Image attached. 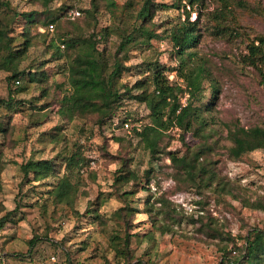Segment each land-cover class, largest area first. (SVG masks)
Returning <instances> with one entry per match:
<instances>
[{"label": "rangeland", "instance_id": "obj_1", "mask_svg": "<svg viewBox=\"0 0 264 264\" xmlns=\"http://www.w3.org/2000/svg\"><path fill=\"white\" fill-rule=\"evenodd\" d=\"M143 4L144 19L137 16ZM31 12L39 22L29 26L22 14ZM187 14L200 35L193 59L184 60L202 68L204 99L197 102L178 75L170 37ZM52 15L60 21L44 25ZM0 19L12 20L4 30L14 50L23 36L31 39L18 67L41 74L8 82L0 69V99L8 102L0 107V219L9 214L0 228V264H127L114 249L115 234L128 236L131 264H226L224 257L242 258L245 237L264 234V148L239 158L230 153L232 131L264 128V0H0ZM104 28L102 59L126 67L115 78L120 93L158 65L180 104L200 106L204 124L185 131L171 123L143 137L101 125L97 112L67 111L71 62L83 40ZM128 37L134 40L120 50ZM202 101H213L209 111ZM143 122L154 126L150 115ZM147 139L157 140V151ZM168 152L187 157L195 180ZM42 159L53 161V175H23L22 164ZM70 160L76 163L68 166ZM120 169L137 178L121 184ZM63 176L76 190L69 204L54 202Z\"/></svg>", "mask_w": 264, "mask_h": 264}, {"label": "trees", "instance_id": "obj_2", "mask_svg": "<svg viewBox=\"0 0 264 264\" xmlns=\"http://www.w3.org/2000/svg\"><path fill=\"white\" fill-rule=\"evenodd\" d=\"M47 3L48 0H43ZM193 3L194 0H189ZM144 9V4L141 10L138 12L137 16L143 19L142 10ZM36 12L23 13V20L25 24L31 26V24H36L39 22ZM61 15H52L43 21L44 25L47 23L53 25L60 21ZM4 22V23H3ZM0 19V69L6 70L9 74L7 75V81H19L20 78L28 77L29 80H38L37 75L38 70H26L18 67V61L25 55L28 47L30 46L31 39L29 36H23L20 41L21 47L19 49H13V38L8 36V33L4 29H7L11 25V19ZM28 26V27H29ZM142 29V28H141ZM107 29H101L100 33L102 36L94 37V39L89 36L87 39L83 40V50L73 58L71 62V75L70 81L72 84V90L67 92L62 96V100L66 106V110L70 113L74 112H90L94 111L98 113L99 123L101 125L108 123L112 126V129L116 127H123V122L128 118L131 119L132 123H139L140 129L135 127L132 129L133 134H137L143 137H148L149 132H158L159 129L156 127L165 128L171 123L178 125L185 131L188 129H198L199 126L204 124V118L201 117L202 109L200 106L192 105L191 102L186 105L180 104L176 97L175 90L178 89L171 85L166 74L163 73L162 68L158 65L154 66L151 73H149L148 78L145 77L139 80L132 88H140L141 91L135 94H129L128 92L132 88H127L124 86L125 90L120 93L119 89L115 87V78L126 69L122 62L117 58L109 66L104 59H102L103 52L98 48V44L104 37ZM141 33L144 34L145 38L152 36L151 32L147 29H143ZM199 33L196 29V19L190 20L187 14L186 18L178 23L177 26L171 31L170 37L173 46L176 47V55L180 62L178 67L179 76L187 80L189 86V93L196 102L200 99H204L202 96V68L201 66L187 68L184 60L193 59L195 48L198 43ZM133 37H128L119 44V49H125L126 44L133 41ZM260 41L264 43V37L260 38ZM63 43L70 42L64 40ZM74 46L76 42L72 43ZM52 47V46H51ZM254 47V46H253ZM255 48V47H254ZM253 49V48H252ZM254 51V49H253ZM252 51V52H253ZM53 55L55 57L60 56L59 50L53 49ZM116 57V56H115ZM41 77V76H40ZM151 86V89L149 88ZM214 93L213 100L217 98L218 87L213 86L212 90ZM172 99V102H170ZM205 106V111H209L212 107L213 101L208 103L201 102ZM8 104L4 99H0V107ZM143 106L147 111V114H143L139 109ZM167 108V111H165ZM146 115L152 117L153 125H146L143 119ZM165 117V119H164ZM118 118L120 120L116 125L112 123L114 119ZM3 122L0 119V132L5 130ZM131 133V134H132ZM232 147H230V153L234 158H239L243 154L255 150L257 148H264V128L255 126L251 128L239 127L238 129L231 132ZM148 141V139H147ZM157 140L151 139L148 141V147L156 150ZM173 163H179L185 167H188L187 173L190 174V179L195 180V166L187 160L186 156H181L178 158L171 152H168ZM76 162L70 160L68 166L75 164ZM25 177L32 178H44L49 175H53L55 171V166L52 160L42 159V160H29L20 166ZM205 171L202 167L198 169V172ZM209 173V170L206 171ZM128 174V178L126 177ZM215 174V173H212ZM200 175V174H199ZM216 175V174H215ZM214 177V176H213ZM210 177L209 180H213ZM129 178H137V176L132 172V170L120 169L118 173V179L121 184L128 182ZM30 179V178H28ZM71 182L66 176L61 177L54 191V202L69 204L73 202L76 190ZM131 191H124L125 194H129ZM119 214V213H118ZM9 214L3 216L0 219V228L4 225ZM120 241L122 245H118ZM112 241L114 244V249L120 259L123 258L127 261V264H131L132 257L129 255L127 249L128 236L124 239H120L119 235H114ZM246 245L245 252L242 258L231 259L230 257H224L226 259V264H264V234L255 230L254 233L249 234L245 237ZM223 258V259H224ZM126 264V262H124ZM224 262H221L223 264ZM132 264H146L141 259H136V262Z\"/></svg>", "mask_w": 264, "mask_h": 264}, {"label": "built area", "instance_id": "obj_3", "mask_svg": "<svg viewBox=\"0 0 264 264\" xmlns=\"http://www.w3.org/2000/svg\"><path fill=\"white\" fill-rule=\"evenodd\" d=\"M50 27H52L51 24H50ZM117 119L118 118L114 119L115 121L112 123L113 125L117 124ZM134 127L139 130L140 129V124L139 123H132L130 118H128L127 120H125L123 122V129H125L128 132V134L132 133V129Z\"/></svg>", "mask_w": 264, "mask_h": 264}]
</instances>
